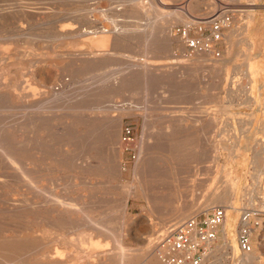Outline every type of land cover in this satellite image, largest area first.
<instances>
[{
    "label": "rangeland",
    "instance_id": "obj_1",
    "mask_svg": "<svg viewBox=\"0 0 264 264\" xmlns=\"http://www.w3.org/2000/svg\"><path fill=\"white\" fill-rule=\"evenodd\" d=\"M162 1H166V4H159L163 10H174L181 7L180 9L184 13L187 12L189 17L204 16L214 9L213 7L209 10L193 11V3L199 0ZM230 1L243 13L237 16L234 29L226 36V43L222 47L224 50L223 57L219 60H210L220 63L222 65L221 71L214 73L205 67L203 70L193 73L195 75L181 73L182 70L160 72L165 68L164 65L175 63L177 66L176 63L185 61L184 59L187 58L184 44L172 32L175 25L183 22L170 23V29L167 28L168 31L166 29L170 42L168 43L166 37L161 35L159 51L147 52V48L140 37L129 36L124 38L123 42L112 41L110 43L108 49L111 53L107 57L109 65L106 68L101 66L87 67L80 64L81 70L76 71V73L69 69L68 64L70 59L68 53L73 52L75 48L64 46L66 41L59 39L66 33L62 28L70 22L77 26V31L90 27V23L79 15L86 12L89 14L91 9H93L91 14L95 21L94 24H98L99 28L110 27L111 24L107 18L112 17L96 11L101 7L106 8V3L103 0H89L83 4H73L74 6L53 1L6 0L5 3L1 1L0 41H2L0 47L2 46V49L0 48V60L3 59V62H0V68L7 65V72H10V75L14 74L15 69L21 68V72H26L24 79L28 83H33L29 75L30 71L42 70L47 76L43 84L45 87L53 90H66L71 95V98L69 96L70 100L67 98L59 103L60 106L53 111V117H57L53 118L55 120L51 123V130L39 132V136L50 139L54 145L65 137L71 127L80 133H86L88 131L87 126L79 123L64 107L82 104L81 96L93 90L104 91L107 89L110 91V94L104 95L105 98L108 96L106 99L97 98L94 102L95 107L108 109V120L123 116L118 139V142L122 143L123 146L115 162L108 143L102 142L98 152L83 148L79 143L78 146L64 147L69 151L74 150L75 155H77V159L74 158L75 162L68 160V163L62 164L55 160V156H52L53 158L51 155L46 156L45 159L42 158V154L35 153V157L27 161L25 174V171H21L18 166L11 165L10 160L4 159L7 155L5 150H10V143L12 142H25L27 139L35 138L36 135L31 131L24 133L16 131L15 128L22 122L26 111L24 109L3 110V104L0 100V239L12 238L16 242L22 243L21 245L25 248L30 247L27 253H31V255L24 253L22 255L23 261L31 260L33 257L31 262L26 263L54 264L55 259L38 254V251L43 249H49V255L51 254L53 257L57 255L56 249H60L67 264H79L83 261V256L95 254V251L106 247L110 248L111 251L113 249L112 252L116 256H120V250L121 253L126 251V253L147 252L148 242L150 240L155 242L158 234L170 224H179L191 216H204L212 208L220 207V205H210L209 208H206V212L195 211L201 202L202 205L208 204L211 196L208 188H211L213 184L215 185L219 179H226L225 175L230 178H237L238 175V188H241V194L236 196L240 198L242 195L241 200L244 202L241 205L242 210L253 207L248 206L247 203V199L251 195H254V206H262L264 173L261 177L255 176V173L259 175V164L264 170V161L259 160L256 156L259 150L264 149V133L260 131L254 136L255 139L253 138L251 142L252 146H249L247 136L241 139L240 147L236 146L237 142L235 141L243 131L251 130L255 125L259 128L264 125V0ZM22 10L29 11V14L19 15ZM251 10L254 14V20L249 22L248 14ZM75 12L78 13L79 17H75L77 15ZM120 17H123V14H120L118 19ZM123 18L125 19V17ZM138 22L137 25H140ZM80 39L78 41L80 47L83 45V48L89 49L91 46L89 44L92 42L89 43L90 41L84 40L83 37ZM13 49L15 51H12ZM168 49L173 52L170 57H168ZM53 51L56 52V55ZM101 51L105 52L104 50ZM248 53L250 54L248 55ZM37 55L39 56L37 57ZM29 61L32 62L31 67ZM48 61L49 63H47ZM145 65L155 69V74L151 78H147L142 71ZM135 69L136 71H134ZM104 72H110V74L107 75ZM119 73H122L121 76ZM102 74L103 76L104 74L107 75L109 81H103L101 79ZM127 74H130V77ZM111 76L115 78L112 79ZM4 77L7 79L2 77L4 80L1 79L2 82H6L10 78L9 75ZM116 77L119 78V81H129V86L127 84L125 89L123 85H121L122 87L117 86ZM57 78L58 80H56ZM61 79H63L64 84L60 82ZM97 79H100L98 80L100 81L99 85ZM79 83L84 84L81 86L83 90H81ZM33 86L41 88L35 83ZM147 96L149 97L148 101ZM128 129H131V134L127 133ZM2 134L3 136H1ZM189 141L190 143H188ZM224 145L227 146L228 150L224 149ZM53 147L55 148H53V152H58L57 145ZM215 147L218 150L216 159L213 156ZM230 153L236 156L229 159ZM245 157L246 159H244ZM169 159H172L174 164ZM177 159L178 161H175ZM142 160L146 162L144 175L139 172V165ZM113 164L114 166L117 164L118 172L113 169ZM224 166L226 171H223ZM18 175L19 179H17ZM32 175L39 178H37L35 186L30 184ZM68 177L70 178L68 179ZM51 179H55L57 185L53 184ZM84 180L86 183H83ZM126 189H130L132 193L126 194ZM182 213L185 217L181 215ZM181 217L184 219L178 222ZM102 228L107 230L104 235ZM123 228L120 236V229ZM44 229L46 230L44 231ZM43 232L44 234H42ZM263 232L264 229L261 230V233L257 230V233L254 234V251L264 253L262 251L264 250ZM82 233H85V236ZM78 234L81 236L79 237ZM55 235L57 236L54 238ZM222 236L221 232L216 250L205 264H235L231 250L228 252L230 254H227L226 249L222 247L224 244ZM76 237L78 244L74 239ZM81 237H85L86 239H82L88 240V244L83 243V245ZM53 239L58 241L54 242ZM91 239L95 240L92 241ZM120 240L122 246L119 244ZM102 241L107 242L103 243ZM92 243L96 244L93 246ZM80 245L81 247H79ZM107 253L109 252H100L97 255L103 254L102 261H108ZM3 256L11 257V251L0 252V261Z\"/></svg>",
    "mask_w": 264,
    "mask_h": 264
},
{
    "label": "bare ground",
    "instance_id": "obj_2",
    "mask_svg": "<svg viewBox=\"0 0 264 264\" xmlns=\"http://www.w3.org/2000/svg\"><path fill=\"white\" fill-rule=\"evenodd\" d=\"M1 1H6V0H0V3H2ZM8 1V0H7ZM14 1V0H13ZM35 1H53L56 3H61V4H66V5H73V4H83L89 0H35ZM106 3V8L101 7L99 9H97L96 7V11H98L99 13H104L109 15V17L111 16L112 18H107V20L109 19V22L111 24L110 27H106V28H99L98 24H94V20H93V16L91 14V11L93 9H91L89 11V14L86 12L84 14H80L79 16L86 20V22L90 23V27L85 28V29H81L79 31H77V26H75V24L73 23H69L67 25H65L62 30L66 31V33L62 36L59 37L60 40H65L66 41V45L64 46H71V48L73 47L74 51L68 53V55L70 56V59L68 60V64L70 66V70L72 72H76L80 69V64H83L84 66L86 65L87 67L89 66H101L102 68H106L109 65V60L107 59V57L110 56V50L108 49V46L110 45V43L112 41H115L116 43H120L123 42L122 40L126 37L132 36L133 38H138L140 37L141 40L143 41L144 46L147 48V52L149 51H159L160 50V40H161V35L166 37V40H168V43L170 42V39L168 37V34L166 33V29L169 28V25L171 22H184L186 20H188L189 16L188 14H186L187 12L184 13V11H182L180 8L181 7H177L176 9L172 10H163L159 4H166L164 1L162 0H103ZM176 1V0H175ZM179 1V0H177ZM187 1V0H185ZM189 1V0H188ZM191 1V0H190ZM195 1V0H194ZM10 2V1H9ZM21 2V1H20ZM160 2V3H159ZM171 2V1H170ZM5 3V2H4ZM16 3V2H15ZM48 3V2H46ZM54 3V4H56ZM8 4V2H7ZM22 4V3H21ZM50 4V3H49ZM191 4V3H190ZM47 5V4H46ZM51 5V4H50ZM171 5V4H170ZM214 3L212 1H205V0H199L196 1V3H193V11L196 12V10H209L211 8L214 7ZM254 5V4H253ZM10 6V5H9ZM48 6V5H47ZM74 6V5H73ZM4 7V5H3ZM5 8V7H4ZM23 8V7H22ZM25 9V7H24ZM190 9V8H189ZM191 10V9H190ZM87 11V10H86ZM1 12V11H0ZM94 12V11H93ZM248 12V11H247ZM5 13V12H4ZM77 13V12H75ZM191 13V12H190ZM29 11H20L21 16H25L28 15ZM74 14V13H73ZM94 14V13H93ZM120 14H123V17H125V19L123 17H120ZM75 15V14H74ZM256 15V14H255ZM78 13L77 15H75V17H79ZM104 16V15H103ZM249 22H252L254 20V14L253 11H249ZM19 17V16H18ZM102 17V16H101ZM262 17V16H261ZM2 18V15H0V19ZM123 18V19H122ZM263 18V17H262ZM5 19V18H4ZM3 19V20H4ZM77 19V18H76ZM81 21V20H80ZM140 22V25H137V22ZM73 22V21H72ZM79 22V19H78ZM138 22V23H139ZM176 24V23H175ZM78 25V24H77ZM89 25V24H88ZM250 25V24H249ZM84 27V26H82ZM170 29V28H169ZM168 31V29H167ZM237 33V32H236ZM57 34V33H56ZM247 34V33H245ZM171 36V35H170ZM53 37V36H52ZM83 37L84 40H89L92 44L89 49H85L82 47H80L78 41L81 40L80 38ZM173 38V37H172ZM262 39V38H261ZM41 40V39H40ZM54 40V39H52ZM251 40V39H250ZM2 41V40H1ZM0 41V42H1ZM48 41V40H45ZM130 42V41H129ZM3 45V44H2ZM57 45V44H56ZM172 45V44H171ZM170 47H173L171 46ZM4 46V45H3ZM180 46V45H179ZM2 47V46H1ZM0 47V48H1ZM56 47V46H55ZM54 47V48H55ZM50 48H52L50 46ZM159 48V49H158ZM2 49V48H1ZM4 49V48H3ZM7 50V49H5ZM30 50V49H29ZM54 50V49H52ZM69 50V49H68ZM101 50H104L105 52H102ZM186 50V49H185ZM2 51V50H1ZM12 51H15V49H13ZM11 51V52H12ZM48 51V50H47ZM62 51V50H61ZM65 51V50H64ZM63 51V53H64ZM67 51V50H66ZM70 51V50H69ZM6 52V51H5ZM152 52V53H153ZM156 52V51H155ZM14 53V52H13ZM16 53V52H15ZM19 53V52H18ZM29 53V52H28ZM48 53V52H47ZM46 53V54H47ZM51 53V52H50ZM53 53L56 55V52L53 51ZM151 53V52H150ZM151 53V54H152ZM163 53V52H161ZM160 53V55H161ZM168 53V57L172 56L171 52L169 49L167 51ZM6 54V53H5ZM45 54V53H44ZM43 54V55H44ZM52 54V53H51ZM147 54V53H146ZM155 54V53H154ZM247 54V53H246ZM250 53H248L249 55ZM14 55V54H13ZM24 55V54H23ZM26 55V53H25ZM42 55V56H43ZM49 55V53L47 54ZM45 55V56H47ZM53 55V54H52ZM51 55V56H52ZM54 55V56H55ZM58 55V54H57ZM247 55V56H248ZM39 55H37L38 57ZM65 56V55H64ZM67 56V55H66ZM184 56V55H183ZM7 57V56H6ZM17 57V56H16ZM16 57H14V59H16ZM24 57V56H23ZM32 57V56H31ZM49 57V56H48ZM57 57V56H55ZM59 57V55H58ZM61 57V56H60ZM166 57V58H168ZM255 57V56H254ZM18 58V57H17ZM10 59V58H9ZM20 59V58H18ZM28 59V58H27ZM34 59V58H33ZM36 60V59H34ZM185 61H180V63H176L177 66L175 65V63H168L166 65H164V69L160 70V72L162 71H171V70H182L181 73H187L188 75H195L193 73L197 72V71H201L203 70L205 67L208 68V71L217 73V71H221L222 65L218 62L215 61H210L211 58L206 56V55H201V56H197L194 58H186L184 59ZM32 61V60H31ZM29 61L30 67L32 66V62ZM186 61H189V63H186ZM0 62H3V59L0 60ZM5 62V61H4ZM12 62V61H11ZM46 63V62H45ZM49 63V61L47 62ZM7 64V63H6ZM44 64V63H43ZM42 64V65H43ZM62 64V63H61ZM250 64V63H249ZM67 65V64H66ZM120 65V64H119ZM199 65V66H198ZM251 65V64H250ZM38 66V65H37ZM53 66V65H52ZM128 66V65H127ZM135 66V65H134ZM133 66V67H134ZM55 67V66H54ZM140 67V66H139ZM65 68V67H64ZM67 68V67H66ZM101 68V69H102ZM118 68V67H117ZM120 68V66H119ZM131 68V66H130ZM138 68V67H137ZM250 68V67H249ZM257 68V67H256ZM262 68V67H261ZM1 72H0V100L3 104L2 109L3 110H14V109H24L26 111V113L24 114V118H22V122L19 123V125L16 126V131L20 132V133H24L27 131H31L34 132L36 137L33 139H27L25 142H16V143H10V150H5V152L7 153L6 158L4 159H8L10 160V164L11 165H15L16 167L18 166V168L21 171H25L26 165H27V161L30 159H33L35 157V153H40L42 154V158L46 157V156H55V160H57L58 162L64 164V163H68V160H71L72 162H75V159L77 157V155H75L74 150L73 151H69L68 149H64L65 146H78V144L80 143V145L83 148H87L88 150H95L98 152L100 144L103 143H108L110 148L112 150V154L114 155V162L116 159V157L118 156V154L121 152V148H122V143L118 142L119 139V132L120 131V127L121 124L123 122V116L117 118V119H113V120H108V115H107V111L108 109H104L101 108L99 109L98 107H95V100L100 99V98H105L104 95L106 94H110V91H107V89L104 91L103 90H93L90 91L88 94L81 96V94H79L81 97V102L82 104H78L75 106H71L69 104L67 109L68 111H70V115L75 117L79 123H83L87 126L88 131L86 133H80L78 132L75 128H70L68 130V133L65 135V137L62 138V140H59L56 144L54 143V145H57V149L58 152L54 153L53 152V144L51 143L50 139L46 138V137H42L39 136V132H44V131H48L51 130L50 126L53 120V118H56L57 116L53 117V111L58 108L59 103L65 101L67 98L69 99V96L71 98L70 93H68L66 90L60 91V90H53L52 88H48L45 87L44 81L46 80V75L44 74L45 72L42 70H37V71H30V78L33 80V83L38 84L41 86V88L33 86V83H28L27 80L24 79V77L26 76V72H21V68H17L14 71L13 75H10V72H7L8 70V66H4L3 68H0ZM31 69V68H30ZM35 69V68H34ZM83 69V68H82ZM63 70V69H62ZM61 70V71H62ZM66 70V69H65ZM95 70V69H94ZM99 70V69H98ZM108 70V69H107ZM106 70V71H107ZM122 70V69H121ZM131 70V69H130ZM140 70V69H139ZM46 71V70H45ZM59 71V70H58ZM96 71V70H95ZM104 71V70H103ZM136 71V69L134 70ZM144 71L143 73H145L147 78H151L154 74H155V69L146 66L143 68ZM64 72V71H63ZM94 72V71H93ZM123 72V71H120ZM125 72V71H124ZM129 72V71H128ZM126 72V73H128ZM141 72V71H140ZM250 72V71H249ZM12 73V71H11ZM62 73V72H61ZM67 73V71H66ZM77 73V72H76ZM92 73V71H91ZM105 73V72H104ZM112 73V71H111ZM138 73V72H137ZM165 73V72H164ZM163 73V75H164ZM223 73V72H222ZM60 74V72H59ZM90 74V73H89ZM105 74H110L109 73H105ZM101 77V79L107 80V75H105ZM122 73H119V76H121ZM133 74V73H132ZM131 74V76H133ZM135 74V73H134ZM175 74V73H174ZM178 74V73H177ZM5 75H9L10 78H8V81L6 82H2L1 79L2 77L5 79H7V77H4ZM61 75V74H60ZM112 75H114L112 73ZM118 75V74H117ZM116 75V76H117ZM130 77V74H127ZM157 75V74H156ZM166 75V74H165ZM180 75V74H179ZM200 75V74H199ZM252 75V73H251ZM250 75V76H251ZM84 76V75H83ZM82 76V77H83ZM93 76V75H92ZM95 76V75H94ZM93 76V77H94ZM118 76V77H119ZM123 76V75H122ZM161 76V75H160ZM124 77V76H123ZM163 77V76H162ZM184 77V76H183ZM112 78V76H111ZM113 78H115L113 76ZM112 78V79H113ZM120 78V77H119ZM119 78L116 77V85L117 86H127V84L129 83V81H119ZM157 78V77H155ZM181 78V77H180ZM179 78V79H180ZM28 79V78H27ZM30 79V80H31ZM76 79V78H75ZM109 79V78H108ZM122 79V77H121ZM127 79V77H126ZM174 79V78H173ZM172 79V80H173ZM178 79V80H179ZM3 80V79H2ZM58 80V78L56 79ZM66 80V79H65ZM78 80V79H77ZM100 79H97V81ZM128 80V79H127ZM130 80V79H129ZM146 80V78H145ZM171 80V79H170ZM175 80H176V76H175ZM174 80V82H175ZM186 80V79H185ZM4 81V80H3ZM82 81V80H81ZM79 81V82H81ZM109 81V80H107ZM111 81V80H110ZM167 81V80H166ZM182 81V80H180ZM179 81V82H180ZM60 82L62 84H64L63 79L60 80ZM66 82V81H65ZM83 82V81H82ZM88 82V81H87ZM102 82V81H101ZM186 82V81H185ZM26 83V84H25ZM77 83V82H76ZM103 83V82H102ZM106 83V82H105ZM147 84V82H145ZM172 83V82H171ZM177 83V81H176ZM25 84V85H24ZM60 84V83H59ZM75 84V82H74ZM80 84V83H79ZM83 84V83H82ZM84 84H86L84 82ZM83 84V85H84ZM100 84V81H98V85ZM110 84V83H109ZM108 84V85H109ZM165 84V83H164ZM187 84V83H186ZM80 84V88L81 86H83ZM90 85H92V83H90ZM103 85V84H102ZM106 86V84H104ZM115 85V84H114ZM168 85V84H167ZM70 86V85H69ZM129 86V84H128ZM147 87V85H145ZM45 87V88H44ZM68 87V86H67ZM66 87V88H67ZM85 87V86H84ZM92 87V86H90ZM113 87V86H112ZM116 87V86H115ZM122 87V86H121ZM120 87V88H121ZM145 87V89H147ZM71 88V87H70ZM96 88V86H95ZM193 88V87H192ZM262 88V87H261ZM93 89V87L91 88ZM98 89V88H97ZM100 89V88H99ZM113 89V88H112ZM111 89V90H112ZM115 89V88H114ZM150 89V88H149ZM80 90V89H79ZM81 90H83V88H81ZM88 90V89H87ZM119 90V89H118ZM252 90V89H251ZM146 91V90H145ZM112 92V91H111ZM115 92V91H114ZM119 92V91H118ZM151 92V91H150ZM72 93V92H71ZM117 93V92H116ZM139 93V92H138ZM146 93V92H145ZM148 93V92H147ZM74 94V93H73ZM84 94V93H83ZM121 94V93H120ZM159 94V93H158ZM172 94V93H171ZM113 95V94H111ZM115 95V94H114ZM147 95V94H145ZM150 95V94H148ZM73 96V95H72ZM103 96V97H100ZM108 96H106L107 98ZM75 98V97H74ZM79 98V99H80ZM105 98V99H106ZM146 98V96H145ZM149 97L147 96V101ZM110 99V98H109ZM74 100H78V99H74ZM102 100V99H101ZM113 100V99H112ZM146 100V99H145ZM80 101V100H79ZM256 101V99H255ZM261 101V100H260ZM78 102V101H77ZM69 103V101H68ZM71 103V102H70ZM75 104V103H74ZM107 104V103H106ZM57 105V106H56ZM105 105V104H104ZM260 105V104H259ZM258 105V106H259ZM109 106V105H108ZM110 107V106H109ZM136 109V108H135ZM146 109V107H145ZM262 109V108H261ZM57 113V112H56ZM59 113V112H58ZM61 113V112H60ZM19 114V113H17ZM68 114V113H67ZM20 115V114H19ZM22 115V114H21ZM263 116V115H262ZM262 118V117H261ZM258 119V118H257ZM259 120V119H258ZM261 121V120H260ZM20 122V121H19ZM249 122V121H248ZM254 122V121H253ZM16 123V122H15ZM54 123V122H53ZM258 123V121H257ZM256 124V122H255ZM245 125V123H244ZM12 126V125H11ZM244 127V126H243ZM172 129V128H171ZM246 129V128H245ZM1 130H3L1 128ZM102 131V133H101ZM165 131V130H164ZM262 131L264 133V125L262 128L259 127H255L251 130H247V131H243L241 136H239L235 142H237V147L241 146V139L246 137L247 141L249 142V146L251 145V142L254 138V136L258 133ZM4 132V131H3ZM2 132V133H3ZM167 132V131H166ZM1 133V132H0ZM163 133V132H162ZM6 134V132H5ZM38 134V136H37ZM3 136V134L1 135ZM264 136V134H263ZM102 137V138H101ZM255 139V138H254ZM121 140V139H120ZM119 140V141H120ZM6 141V140H4ZM3 142V141H2ZM231 142V141H230ZM229 142V143H230ZM234 142V143H235ZM254 142V141H253ZM190 143V141L188 142ZM257 143V141H256ZM258 144V143H257ZM225 146V147H224ZM224 149L228 150L227 146L224 145ZM102 147V146H101ZM185 148V147H184ZM192 148V146H191ZM190 148V149H191ZM198 148V146H197ZM216 148V147H215ZM55 149V148H54ZM187 149V148H185ZM193 149V148H192ZM87 150V151H88ZM101 150V149H100ZM170 151V150H169ZM240 151V150H239ZM260 151V150H259ZM257 152V158H259V160L264 161V149L260 152ZM94 152V151H93ZM214 158L216 159L218 156V150L217 148L214 149ZM244 152V151H243ZM247 152V150H246ZM9 153V154H8ZM101 153V152H100ZM171 153V152H170ZM237 154V152H236ZM246 155V154H245ZM40 156V155H38ZM176 156V155H175ZM236 155H232L231 153L229 154V159H233ZM174 157V156H173ZM243 157V156H241ZM41 158V159H42ZM53 158V157H52ZM178 158V157H177ZM190 158V157H189ZM46 159V158H45ZM50 159V158H49ZM77 159V158H76ZM173 159V158H172ZM172 159H169V161L174 164L172 161ZM176 159V158H175ZM246 159V157L244 158ZM249 159V158H248ZM2 160V159H1ZM187 160V159H186ZM3 161V160H2ZM175 161H178L175 160ZM185 161V160H184ZM239 161V160H238ZM70 162V161H69ZM182 163V162H181ZM3 164V163H1ZM35 164V163H34ZM54 164V163H53ZM111 164V163H110ZM237 164V163H236ZM6 165V164H3ZM2 165V166H3ZM9 165V164H8ZM38 165V164H37ZM61 165V164H60ZM32 166V165H30ZM41 166V165H40ZM43 166V165H42ZM54 166V165H53ZM58 166V165H57ZM63 166V165H62ZM114 166V164H113ZM226 166V165H225ZM223 168V171H226V168ZM78 167V166H77ZM5 168L7 169V166H5ZM10 168V166H9ZM45 168V167H44ZM74 168V167H73ZM85 168V166H84ZM145 168H146V162L145 160H142L140 165H139V172H141L142 175L145 174ZM246 168H247V164H246ZM13 169V168H12ZM36 169V168H35ZM51 169V168H50ZM63 169V168H62ZM81 169V167H80ZM116 172H118V168H117V164L114 166L113 168ZM175 169V168H174ZM8 170V169H7ZM17 170V169H16ZM71 170V169H70ZM176 170V169H175ZM18 171V170H17ZM76 171V170H75ZM85 171V170H84ZM83 171V172H84ZM87 171V170H86ZM2 172V171H1ZM9 172V171H8ZM20 172V171H19ZM18 172V173H19ZM37 172V171H36ZM40 172V171H39ZM44 172V171H43ZM175 172V171H174ZM232 170L230 171V175H231ZM17 173V172H16ZM177 173V171H176ZM175 173V174H176ZM229 173V172H228ZM236 173V172H235ZM244 173V172H243ZM264 173L263 167L262 165L259 164L258 166V174L255 176H259L261 177V175ZM5 174V173H4ZM7 174V173H6ZM13 174V173H12ZM11 174V175H12ZM22 174H24V172H22ZM26 174V171H25ZM15 175V174H14ZM137 175V174H136ZM140 175V176H142ZM233 175V174H232ZM10 176V175H9ZM25 176V175H24ZM70 176V175H69ZM177 176V175H176ZM227 175H225L224 180L219 179L218 181H214L215 185L211 184V188L210 189V201L208 202V204H203L201 202V205L198 208H195V211H205L206 208H209L210 205H220L222 207H225L227 210V217L225 219V222L223 224L222 227V239L224 240V244L222 247H224L226 249L227 254H230L228 252L232 253V259L235 262V264H261L264 261V253L260 252V251H254L251 254H247V255H241L239 253V249H238V245H237V233H236V228H237V223H238V218H239V214L242 210L241 205L244 204L243 200H241V197H237L236 195L240 193V189L238 188V184H239V180L238 175L236 176L237 178H230V177H226ZM242 176V175H241ZM22 177V176H21ZM30 177V176H29ZM139 177V176H138ZM37 178L38 176L33 177V175L30 178V184L31 186H35V184L37 183ZM70 177H68L69 179ZM220 178V177H218ZM19 179V175L18 178ZM22 179V178H20ZM28 179V178H27ZM39 179V178H38ZM80 179V178H79ZM82 179V177H81ZM84 179V178H83ZM214 179V178H213ZM212 179V180H213ZM24 180V179H23ZM26 180V179H25ZM72 180V178H71ZM87 180V179H86ZM210 180V179H209ZM217 180V179H216ZM263 180V178H262ZM52 182H54L53 184H56V180L55 179H51ZM211 181V180H210ZM17 182V181H16ZM51 182V183H52ZM213 182V181H212ZM262 182V181H261ZM29 183V182H28ZM70 183V181H69ZM72 183V182H71ZM83 183H86V181L84 180ZM18 184V183H17ZM29 184V185H30ZM68 184V183H67ZM73 184V183H72ZM70 184V185H72ZM140 184V183H139ZM57 185V184H56ZM69 185V187H71ZM84 185V184H83ZM131 187V186H130ZM146 187V186H145ZM127 188V187H126ZM142 189V188H141ZM261 191V190H260ZM126 194H130L132 193V191L130 189H126L125 191ZM241 194V193H240ZM148 195V194H147ZM256 195V194H255ZM246 196V195H243ZM156 198V197H155ZM244 198V197H243ZM207 201V200H206ZM205 201V202H206ZM247 203L248 206H254V195H251L248 199H247ZM123 207L125 209V203L123 204ZM196 207V206H194ZM194 210V209H193ZM156 211V210H155ZM188 211V210H187ZM191 211V210H190ZM193 212V211H192ZM206 212V211H205ZM158 213V212H157ZM181 215L184 216V214L182 213ZM186 215V212H185ZM190 215V214H189ZM180 217V216H179ZM185 217V216H184ZM192 217V216H191ZM181 221L184 218H179ZM171 220V219H170ZM175 221V220H174ZM176 222V221H175ZM183 222V221H182ZM98 223V222H96ZM94 223V224H96ZM101 223V222H100ZM170 223V222H169ZM174 223V222H173ZM74 224V223H73ZM171 225V224H170ZM169 225V226H170ZM31 226V225H30ZM75 226V225H74ZM98 226V225H95ZM17 227V226H16ZM103 227V225H102ZM101 228V227H100ZM99 228V229H100ZM74 229V228H73ZM76 229V228H75ZM74 229V230H75ZM46 229H44L45 231ZM123 229H120L119 235L121 236ZM73 231V230H72ZM77 231V230H76ZM97 231V230H96ZM102 233L103 235L107 233V230L102 228ZM110 231V230H109ZM119 231V229H118ZM32 232V231H31ZM79 232V231H77ZM94 232V231H93ZM98 232H100L98 230ZM117 232V231H116ZM47 233V232H46ZM73 233V232H71ZM80 233V232H79ZM44 234V232L42 233ZM56 234V233H55ZM76 234V233H75ZM83 236H85V233H82ZM97 234V233H96ZM118 234V232H117ZM38 235V234H37ZM74 235V233H73ZM77 235V234H76ZM79 235V234H78ZM90 235V234H89ZM43 236V235H42ZM57 235L54 236V238ZM81 236V234L79 235V237ZM92 236V235H91ZM116 236V235H115ZM43 237H48L43 236ZM52 237V236H51ZM88 237V236H87ZM94 237V236H93ZM110 237V236H109ZM123 237V236H122ZM26 238V237H25ZM50 238V236H49ZM85 238V237H81L80 239ZM108 238V237H107ZM120 238V237H119ZM76 239V242L78 244V240L77 237L74 238ZM86 239V238H85ZM98 239V238H97ZM96 239V240H97ZM54 240V239H53ZM72 240V239H71ZM82 244L87 243L88 240H84L82 239ZM90 240V239H89ZM92 240V239H91ZM95 240V239H93ZM92 240V241H93ZM58 241V240H56ZM54 240V242H56ZM114 241V240H113ZM118 241V240H117ZM47 242V241H46ZM91 242V241H90ZM89 242V243H90ZM98 242V241H97ZM103 242V241H102ZM107 242V241H106ZM105 241L103 243H106ZM121 240L119 241L120 244ZM222 242V241H221ZM60 243V242H59ZM73 243V242H72ZM22 243H18L16 242L15 239H9V238H2L0 239V252H4V251H11L12 256L11 257H6L3 256L1 258L0 264H24L26 262H31V260H27V261H23L22 260V255L25 253V255L30 254L31 253H27L29 248H25V246L21 245ZM62 244V242H61ZM76 244V245H77ZM83 244V245H84ZM88 244V243H87ZM93 244V243H92ZM96 244V243H95ZM93 244V246L95 245ZM98 244V243H97ZM102 244V243H101ZM100 244V245H101ZM112 244V242H111ZM41 245V244H40ZM43 245V244H42ZM46 245V244H45ZM75 245V244H74ZM104 245V244H103ZM102 245V246H103ZM110 245V244H109ZM257 245V244H256ZM73 246V245H72ZM90 246V245H89ZM92 246V247H93ZM120 246H122L120 244ZM43 247V246H42ZM81 247V245L79 246ZM87 247V246H86ZM96 247V246H95ZM104 247V246H103ZM117 247V246H115ZM76 248V247H74ZM121 248V247H119ZM220 248V247H219ZM218 248V250H219ZM33 249V248H32ZM40 249V248H39ZM73 249V247H72ZM80 251V248H78ZM90 249V247H89ZM88 249V250H89ZM123 249V247H122ZM127 249V248H125ZM124 249V250H125ZM259 249V248H258ZM14 250H16L15 252H13ZM38 250V249H37ZM87 250V251H88ZM115 250V249H114ZM118 250V248H117ZM123 250V251H124ZM216 250V249H215ZM32 251V250H31ZM36 251V250H35ZM83 251V250H82ZM109 252L107 253L108 255V261H102V256L103 254H99L97 255V253H102V252ZM113 251V249H112ZM110 250V248L106 247L102 250L99 249V251L97 250V252L95 251V254H91L88 256H83V261H81L79 264H163L159 258L156 255V250H155V242H153L152 240H150V242H148V247H147V252H141V251H137V252H131V253H126V252H122L120 250V256H116L114 254V252H112ZM264 251V250H262ZM57 253L56 256H51L49 255V249H43L42 251H38V254L40 253L41 255H47V257L49 256V258L51 259H55V261L53 262L54 264H67V261L64 259V255L63 253L60 251V249H56L55 251ZM91 252H93L91 250ZM215 252V251H214ZM213 252V253H214ZM34 253V252H33ZM36 254V252H35ZM37 254V255H38ZM34 255V254H33ZM32 255V256H33ZM41 257V256H40ZM39 257V259H41ZM44 257V256H43ZM44 257V258H47ZM38 258V257H37ZM43 259V258H42ZM80 259V258H79ZM80 259V260H82ZM213 261V260H212ZM36 263V262H35ZM69 263V262H68ZM74 263H76L74 261ZM27 264V263H26ZM47 264V263H46ZM71 264V263H70ZM77 264V263H76ZM215 264V263H214Z\"/></svg>",
    "mask_w": 264,
    "mask_h": 264
},
{
    "label": "built area",
    "instance_id": "obj_3",
    "mask_svg": "<svg viewBox=\"0 0 264 264\" xmlns=\"http://www.w3.org/2000/svg\"><path fill=\"white\" fill-rule=\"evenodd\" d=\"M211 1L214 9L207 15L191 16L173 27V35L184 44L187 58L206 55L213 60L221 59L226 36L234 29L237 16L243 13L230 0ZM127 133L131 134V129ZM261 205L240 212L236 237L241 255L254 252V234L264 229V197ZM226 217V208L220 206L204 216L170 225L156 237L157 257L163 264H205L217 247Z\"/></svg>",
    "mask_w": 264,
    "mask_h": 264
}]
</instances>
